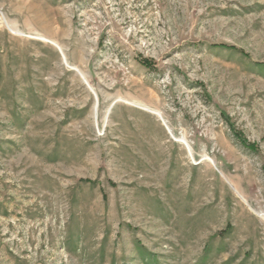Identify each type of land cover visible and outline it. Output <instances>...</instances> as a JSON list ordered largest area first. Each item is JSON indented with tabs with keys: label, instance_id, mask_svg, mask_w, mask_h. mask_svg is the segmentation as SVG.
Masks as SVG:
<instances>
[{
	"label": "rangeland",
	"instance_id": "rangeland-1",
	"mask_svg": "<svg viewBox=\"0 0 264 264\" xmlns=\"http://www.w3.org/2000/svg\"><path fill=\"white\" fill-rule=\"evenodd\" d=\"M0 264H264V0H0Z\"/></svg>",
	"mask_w": 264,
	"mask_h": 264
}]
</instances>
